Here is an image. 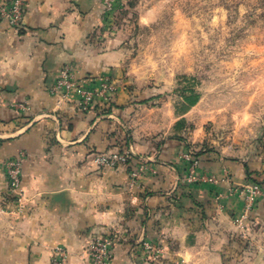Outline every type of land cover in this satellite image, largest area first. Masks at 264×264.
<instances>
[{
    "label": "crops",
    "instance_id": "obj_1",
    "mask_svg": "<svg viewBox=\"0 0 264 264\" xmlns=\"http://www.w3.org/2000/svg\"><path fill=\"white\" fill-rule=\"evenodd\" d=\"M25 3L19 28L0 20V264H51L57 245L67 264H93L87 249L98 237L112 240L109 264H264V197L241 228L245 200L234 190L256 182L264 191V138L201 149L197 172L217 181H189L187 144L202 138L188 128L198 101L176 114L167 95L131 79L101 0ZM66 63L78 77L112 82V102L82 111L75 95L51 93ZM101 105L111 111L98 114ZM110 149H126L127 163L98 166L94 156ZM9 158L21 160L20 199L7 186ZM138 163L145 169L131 184ZM143 240L160 248L155 261Z\"/></svg>",
    "mask_w": 264,
    "mask_h": 264
},
{
    "label": "rangeland",
    "instance_id": "obj_2",
    "mask_svg": "<svg viewBox=\"0 0 264 264\" xmlns=\"http://www.w3.org/2000/svg\"><path fill=\"white\" fill-rule=\"evenodd\" d=\"M108 26L124 38L131 79L176 114L183 94L199 95L190 151L262 141L264 0H117Z\"/></svg>",
    "mask_w": 264,
    "mask_h": 264
},
{
    "label": "built area",
    "instance_id": "obj_3",
    "mask_svg": "<svg viewBox=\"0 0 264 264\" xmlns=\"http://www.w3.org/2000/svg\"><path fill=\"white\" fill-rule=\"evenodd\" d=\"M101 1L104 26H108L117 0ZM25 8V0H6L0 3V20L4 21L8 27L17 29L21 26ZM49 90L61 98L75 95L79 109L89 111L98 103L108 106L112 102L116 88L112 82L103 76L86 75L78 77L75 73V66L72 63H66L59 69ZM184 157L188 159L187 179L189 181L196 182L200 179L213 183L217 181L213 176L197 172L198 160L195 153L188 149ZM129 158V152L126 149H110L96 154L94 162L98 166L112 168L127 163ZM3 166L9 191L17 199H20L23 195L21 186V160L9 158L4 161ZM144 169L143 163L137 164V169L131 172V184L136 181ZM234 190L241 193L245 200L244 209L236 219V223L242 228L257 200L260 197H264V191L256 182L246 183L239 188H234ZM142 245L146 252L149 253L151 261H155L159 257L160 248L154 242L143 240ZM87 252L93 264H109L112 260V240L108 237L95 238L88 245ZM51 264H67V252L64 247L60 245L54 246Z\"/></svg>",
    "mask_w": 264,
    "mask_h": 264
},
{
    "label": "trees",
    "instance_id": "obj_4",
    "mask_svg": "<svg viewBox=\"0 0 264 264\" xmlns=\"http://www.w3.org/2000/svg\"><path fill=\"white\" fill-rule=\"evenodd\" d=\"M182 99H183V105H181V107L178 108H182V110H186L189 106L194 105L198 101L199 95L197 93L190 92L188 94H183ZM96 110L98 114H107L108 112L111 111V106L104 107L103 105H101L98 106Z\"/></svg>",
    "mask_w": 264,
    "mask_h": 264
}]
</instances>
